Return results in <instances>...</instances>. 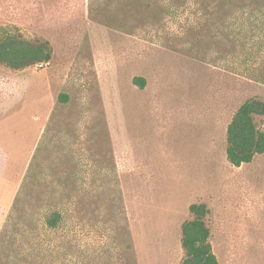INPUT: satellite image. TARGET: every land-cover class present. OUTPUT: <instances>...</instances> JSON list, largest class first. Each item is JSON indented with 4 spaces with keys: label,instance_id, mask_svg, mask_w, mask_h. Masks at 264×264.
Segmentation results:
<instances>
[{
    "label": "rangeland",
    "instance_id": "obj_1",
    "mask_svg": "<svg viewBox=\"0 0 264 264\" xmlns=\"http://www.w3.org/2000/svg\"><path fill=\"white\" fill-rule=\"evenodd\" d=\"M100 20L87 0H0V24L52 47L47 64L0 67V264H179L200 202L219 264H264V153L240 166L225 154L233 113L264 84L195 58L179 23ZM35 152L31 198L14 208Z\"/></svg>",
    "mask_w": 264,
    "mask_h": 264
},
{
    "label": "trees",
    "instance_id": "obj_2",
    "mask_svg": "<svg viewBox=\"0 0 264 264\" xmlns=\"http://www.w3.org/2000/svg\"><path fill=\"white\" fill-rule=\"evenodd\" d=\"M87 8L91 19L101 17L99 22L119 31L132 25L137 29L149 26L157 32L163 21L179 23L183 41L195 58L224 63L229 71L264 84V0H87ZM175 33L171 29V35ZM51 57L49 40L32 37L14 23L0 24V67L21 71L47 64ZM133 81L141 88L146 82L139 76ZM67 98L61 93L58 100L65 102ZM262 115L264 100L256 96L244 100L233 113L226 127L225 154L230 164H248L264 153V131L255 122V117ZM36 160L35 152L14 208L31 198L27 190L36 180ZM71 179L58 181L68 183ZM189 212L190 218L181 225L179 264H219L206 222L207 205L192 203ZM42 218L45 227L55 229L64 219L63 209L55 205L44 211ZM1 243L0 232V247Z\"/></svg>",
    "mask_w": 264,
    "mask_h": 264
}]
</instances>
